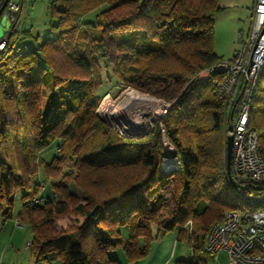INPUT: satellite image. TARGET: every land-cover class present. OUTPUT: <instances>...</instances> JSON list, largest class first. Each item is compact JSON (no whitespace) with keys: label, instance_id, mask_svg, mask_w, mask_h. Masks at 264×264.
<instances>
[{"label":"trees","instance_id":"1","mask_svg":"<svg viewBox=\"0 0 264 264\" xmlns=\"http://www.w3.org/2000/svg\"><path fill=\"white\" fill-rule=\"evenodd\" d=\"M48 4L46 31L52 35L41 39L20 23V32H13L0 52L2 215L12 216L15 193L23 190L18 219L31 226L29 246L36 260L121 264L110 254L121 248L129 262L139 264L160 233L179 227V239L188 240L193 259L177 264H199L200 254L208 257L204 242L218 217L264 207V187L243 191L229 181L225 104L216 92V76L200 77L223 58L214 51L215 17L223 10L219 0ZM92 11L94 18L87 19ZM104 67H111L123 86L172 103L163 123L180 158L179 170L162 171L159 126L140 138L122 137L100 119L98 104L111 92H100ZM11 111L21 113L23 121L10 120ZM249 126L259 135L264 157V67ZM56 142L63 154L45 161L41 152ZM34 154L41 159L38 167L29 160ZM72 161L79 193L57 181L40 193V202L31 201L29 195L39 190L33 175L56 178ZM64 218L69 223L58 227ZM191 219L193 225L186 227Z\"/></svg>","mask_w":264,"mask_h":264},{"label":"built area","instance_id":"2","mask_svg":"<svg viewBox=\"0 0 264 264\" xmlns=\"http://www.w3.org/2000/svg\"><path fill=\"white\" fill-rule=\"evenodd\" d=\"M28 0H9L3 14L10 21V27L0 37V52L6 47L13 32H20V12L22 4ZM48 29V27H47ZM264 67V0H255L251 27L246 38L241 35V47L231 58L219 59L211 68L200 74L201 78L216 76L215 86L218 96L225 104L226 136L233 137L231 171L234 183L243 191L254 187H264V157L260 151V140L257 131L249 126V115L256 92L260 72ZM124 94L116 101L123 103L120 113L111 103L110 92L101 97L96 112L110 126L128 137H138L154 129L153 121L161 119L170 109L172 103L162 97L147 95L149 92L132 86H123ZM139 90V91H138ZM108 96V97H107ZM148 105L145 112L135 116V119L125 117V111L136 104L141 97ZM107 97V99H106ZM112 115H110V113ZM103 113V114H102ZM141 114L144 116H141ZM151 115V116H150ZM141 116V117H140ZM125 119V120H124ZM123 121H126L123 122ZM151 122V123H150ZM232 123V129L229 124ZM137 127L142 131L132 132ZM162 133L161 168L164 174H170L181 168L179 156L175 153V145L170 140L165 126L160 122ZM39 197L31 201L37 202ZM17 225L22 227L21 221ZM30 245V242H28ZM204 252L200 254L199 264H216L218 255L224 252L227 264H264V207H247L243 210H230L222 218L216 220L207 232L204 242ZM1 264V263H0Z\"/></svg>","mask_w":264,"mask_h":264},{"label":"rangeland","instance_id":"3","mask_svg":"<svg viewBox=\"0 0 264 264\" xmlns=\"http://www.w3.org/2000/svg\"><path fill=\"white\" fill-rule=\"evenodd\" d=\"M219 4L222 6L223 10L221 12H219L215 17L214 51L218 56H220V57L223 56V58L229 59L234 55V53L238 49H240V47H241V35L243 34V37L246 38V35H247V33L251 27L252 17H253L254 0H219ZM94 16H95V11H92L86 15V18L87 19H93ZM19 19H20V23L22 25L27 23L28 28L31 29L32 33L34 35L39 34L41 39H44L45 37L52 35V32L46 31V27H48L50 25V10H49V4H48L47 0H28V1H25L22 4ZM5 27H6V18L1 17V19H0V37L6 32V30H4ZM26 40L30 41L29 43L34 45V42L31 39H26ZM25 43H26V41H25ZM20 49H25L24 43ZM103 74H104L103 85L101 86L100 92L102 93V92L107 91V90H108V92L111 91L110 92L111 103H113L114 106H117V107H114L115 109H117V111L112 112L113 115L110 112L109 113H110V115L114 116L116 114H119L122 111V110L120 111V108H122L121 106H123V103L121 104V103H118L116 101L119 99L120 96H122L124 94V91H123L124 88L122 87V84L120 82H118L116 77H114V73H113L111 67H109V68L104 67L103 68ZM106 75H107L108 79H107ZM133 89L135 91H137V89L135 87H133ZM140 92L142 93V91H139V93ZM147 95L151 96L150 93H147ZM152 96H154V95H152ZM107 97H106V99H107ZM102 100H100V101L102 102ZM135 102H136L135 105L132 104L128 108L129 112L123 110L126 113L125 117L135 119V116L140 115V112H142V113L145 112L144 111V110H146L145 107L150 106L146 102H144V100H139V101L136 100ZM8 116H9V119L12 121H15V122L16 121L17 122L23 121L22 114L19 112L11 111V112H9ZM141 116H143V115L141 114ZM163 117H161L160 120L157 119V120L153 121V124L155 125L154 129L156 128V126L160 127V122L164 125ZM108 120L110 122L113 121L114 123L116 120L115 119L112 120L110 118L108 119V116L106 115L104 122L113 131H115L117 134L120 135L119 132L114 130L110 126V124L107 123ZM123 122L126 123V121H123ZM131 131L134 133H139L142 130L137 128V127H133ZM145 134H143V136H145ZM121 136L122 137H128V136H124V135H121ZM143 136H138V138L143 137ZM58 154H63V148H62V145L57 146V142H56L51 147H49L48 149L41 152V157L45 161L49 162L54 155H58ZM35 155L36 154H34L33 158H31L29 160H31V163H33L34 167L35 166L38 167V165H41V159ZM65 164H66V166L64 167L63 172H61L60 176H58L56 178H49L47 181H45V179L40 180L39 176L37 174L33 175V178L36 181L35 184L39 186V190H38V194L36 196H34V195L30 196L29 195V198L32 200L34 197H39L40 193L42 191H44L45 188L47 191H49L51 184L53 182H57V181L62 182L64 184H68L69 188L72 189V191H74L75 193H79V188L75 185V183L73 182V179L71 177V175L74 176L77 173L75 171L76 170L75 163L72 161V162H67ZM63 173H69V175L65 177V176H63ZM71 173H74V174H71ZM115 175L116 174H114V173L112 174V176H115ZM41 178H43L42 173H41ZM46 190H45V192H46ZM30 191H32V190H30ZM23 194H24V191L21 189L17 190L15 193L13 213L17 215V219H18V213L20 212L22 205H23V202H24L23 201ZM160 194H163V192L161 191L157 195H160ZM38 201L40 202L39 199H38ZM256 202L257 201H255V200L249 201V203H251L253 205H255ZM4 208H5V206H4ZM69 215L71 218V217H73L74 214L70 213ZM222 216L218 217V219L222 218ZM218 219H216V220H218ZM67 223H69V218H64L63 220L59 221L57 225H58V227H61L62 225L65 226ZM191 225H193V219L189 220V222L187 224V226H189V227ZM25 227L27 228V225H25ZM28 229H31V226L28 225ZM127 229L128 228L125 227L122 230H123V232H127L128 231ZM154 229H156V226H154ZM176 229H178V228H176ZM175 233H176V230H174L173 232H169L167 234H165L164 232L160 233L159 237H157L155 239V242L152 245L151 253L149 254V256L147 258L148 262H151L152 264H176V260H178L180 258L186 259V260H192L193 259V254H192V252H191V250L187 244H179V246H177V238H176ZM126 235H128V233H126ZM124 236H125V234H124ZM118 251H120V253H123V255H124V252L121 248H118ZM216 264H227L226 255L224 254V252H221L218 255V259H217Z\"/></svg>","mask_w":264,"mask_h":264},{"label":"crops","instance_id":"4","mask_svg":"<svg viewBox=\"0 0 264 264\" xmlns=\"http://www.w3.org/2000/svg\"><path fill=\"white\" fill-rule=\"evenodd\" d=\"M22 27L23 29H28L27 23L23 24ZM17 220L18 219L16 214L12 213L11 217H4L2 215V212L0 211V263L1 264H61V262L58 259H54L52 261L36 260V258L32 254L31 247L28 245V242L32 240V235H33L32 229H28L29 224L25 222H22L23 224L22 227L18 226ZM25 225H27V228L25 227ZM177 228L178 229L175 228L169 231V232H173L174 230H176L175 234L177 238V246H179V244H187L191 250V246L188 240L179 239L180 228L179 227ZM169 232H165V234ZM126 233L127 232H123L122 230V236H121L122 240H126L127 238ZM159 235L157 237H159ZM154 242L155 240L152 242V245ZM152 245L148 255L142 258L139 261V264H152L147 260L149 254L151 253ZM111 252H112L110 253L111 256L117 258L121 264H133L127 260L125 254L123 255V253H120V251H118V248L112 250ZM179 260H186V259L180 258L176 260V264L177 261ZM186 261H190V260H186Z\"/></svg>","mask_w":264,"mask_h":264},{"label":"water","instance_id":"5","mask_svg":"<svg viewBox=\"0 0 264 264\" xmlns=\"http://www.w3.org/2000/svg\"><path fill=\"white\" fill-rule=\"evenodd\" d=\"M9 0H3V3L0 7V19L1 17L6 18V15L3 14V11L5 10L7 3ZM10 27V21L6 18V27L4 30H7ZM233 125L232 123L229 124L228 128L232 129ZM232 146H233V137L231 135H227L225 138V150H226V170L227 175L229 178V181L232 185H235L233 177H232V171H231V159H232ZM256 198H251V200H255Z\"/></svg>","mask_w":264,"mask_h":264},{"label":"bare ground","instance_id":"6","mask_svg":"<svg viewBox=\"0 0 264 264\" xmlns=\"http://www.w3.org/2000/svg\"><path fill=\"white\" fill-rule=\"evenodd\" d=\"M141 98H142L143 100H148V99H149V100H150V102H152V101H153L151 98H148V97H145V96H142Z\"/></svg>","mask_w":264,"mask_h":264}]
</instances>
